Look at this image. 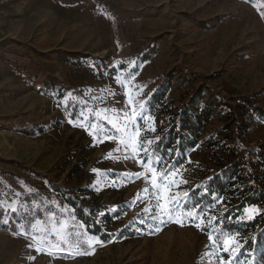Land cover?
Listing matches in <instances>:
<instances>
[{
	"label": "rangeland",
	"instance_id": "rangeland-1",
	"mask_svg": "<svg viewBox=\"0 0 264 264\" xmlns=\"http://www.w3.org/2000/svg\"><path fill=\"white\" fill-rule=\"evenodd\" d=\"M165 89L172 106L227 104L248 126L233 141L264 162V0H0V264H256L264 233L241 253L194 205L204 169L157 168L167 119L146 104ZM186 158L211 166L201 146Z\"/></svg>",
	"mask_w": 264,
	"mask_h": 264
},
{
	"label": "trees",
	"instance_id": "trees-1",
	"mask_svg": "<svg viewBox=\"0 0 264 264\" xmlns=\"http://www.w3.org/2000/svg\"><path fill=\"white\" fill-rule=\"evenodd\" d=\"M224 87L228 94H235L233 88L228 85ZM167 90L153 94L146 104L150 116L160 115L167 119L166 124L162 125V130L154 132L152 136L156 137L152 155L159 160L157 168H163L166 173L182 166L189 171L198 167L204 169L193 172L197 177H201V186L197 188L194 196L203 191L201 197L194 200V205L210 206L208 211L215 217L214 223L219 234L236 235L244 240L241 253L259 248L264 233V189L259 186L264 185V162L261 159L253 161L245 155V149L233 141L230 132L231 128L235 127L234 136L245 137L248 126L238 124V119L227 104L207 103L198 106L195 100H190L189 104H183L181 107L172 106L167 102ZM239 99L242 101V104H239L240 109L250 103L245 98ZM253 110L260 116L263 114L257 107ZM217 112L221 113L219 121L224 126L210 138L203 140L205 130ZM239 137L237 139H240ZM198 146H201L209 157L210 167L206 164L198 166L187 163V151ZM86 191L78 190L80 193ZM67 202L74 209L76 219L85 225L89 234L98 236L103 242L109 241V236L101 234L87 215L78 210L74 203L69 200ZM252 207L259 209L260 213L251 220H245L244 210ZM92 212L99 213L100 210L94 209ZM255 263L264 264V252L256 257Z\"/></svg>",
	"mask_w": 264,
	"mask_h": 264
},
{
	"label": "snow or ice",
	"instance_id": "snow-or-ice-1",
	"mask_svg": "<svg viewBox=\"0 0 264 264\" xmlns=\"http://www.w3.org/2000/svg\"><path fill=\"white\" fill-rule=\"evenodd\" d=\"M209 239H211V237H209ZM231 242H233V241H231V240H225V244H228V243H231Z\"/></svg>",
	"mask_w": 264,
	"mask_h": 264
}]
</instances>
